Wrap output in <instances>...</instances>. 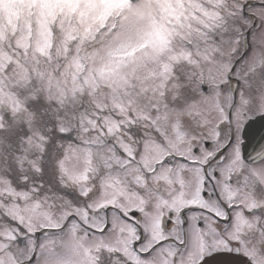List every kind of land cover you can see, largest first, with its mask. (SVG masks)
Returning a JSON list of instances; mask_svg holds the SVG:
<instances>
[{"label": "snow or ice", "instance_id": "obj_1", "mask_svg": "<svg viewBox=\"0 0 264 264\" xmlns=\"http://www.w3.org/2000/svg\"><path fill=\"white\" fill-rule=\"evenodd\" d=\"M0 264H264V0H0Z\"/></svg>", "mask_w": 264, "mask_h": 264}]
</instances>
